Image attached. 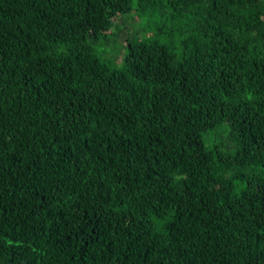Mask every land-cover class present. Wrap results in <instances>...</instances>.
<instances>
[{"label":"trees","instance_id":"16d2710c","mask_svg":"<svg viewBox=\"0 0 264 264\" xmlns=\"http://www.w3.org/2000/svg\"><path fill=\"white\" fill-rule=\"evenodd\" d=\"M0 264H264V0H0Z\"/></svg>","mask_w":264,"mask_h":264},{"label":"rangeland","instance_id":"374dc122","mask_svg":"<svg viewBox=\"0 0 264 264\" xmlns=\"http://www.w3.org/2000/svg\"><path fill=\"white\" fill-rule=\"evenodd\" d=\"M117 24H122V25L126 24L125 30L128 27V29L131 32H134V31H136L135 29H139L140 28L141 20H138V18H136L134 16V13L130 12V13H127L125 15H121L117 19ZM129 24H132V25H129ZM114 30L117 32V27L116 26H115ZM107 32L109 34L111 33V31H107Z\"/></svg>","mask_w":264,"mask_h":264}]
</instances>
